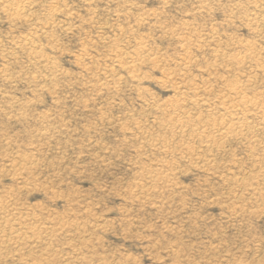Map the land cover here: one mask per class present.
<instances>
[{"label":"rangeland","instance_id":"1","mask_svg":"<svg viewBox=\"0 0 264 264\" xmlns=\"http://www.w3.org/2000/svg\"><path fill=\"white\" fill-rule=\"evenodd\" d=\"M263 119L264 0H0V264H264Z\"/></svg>","mask_w":264,"mask_h":264},{"label":"bare ground","instance_id":"2","mask_svg":"<svg viewBox=\"0 0 264 264\" xmlns=\"http://www.w3.org/2000/svg\"><path fill=\"white\" fill-rule=\"evenodd\" d=\"M236 93V92H235ZM195 98V97H194ZM258 99V98H257ZM210 100V99H209ZM252 101V100H251ZM195 102V101H194ZM245 102V101H244ZM253 103V102H252ZM244 104V103H243ZM250 104V103H249ZM254 104V103H253ZM252 104V105H253ZM260 104V103H259ZM186 105V104H185ZM236 105H237V103H236ZM247 105V104H246ZM230 107L229 108H236V106H235V104L234 105H229ZM239 107H240V105L238 106V109H239ZM253 107V106H252ZM227 109V108H226ZM241 109V108H240ZM247 109V108H246ZM224 110V109H223ZM232 110V109H231ZM251 110V109H250ZM227 111V110H226ZM234 111V110H233ZM245 116V115H244ZM245 118H246V116H245ZM244 119V118H243ZM263 121H264V119H263ZM223 123V122H222ZM244 123V122H243ZM237 124V123H236ZM264 124V123H263ZM236 126V125H235ZM238 126V125H237ZM225 127V126H224ZM220 130V129H219ZM228 130V129H227ZM226 130V131H227ZM226 133V132H225ZM16 237V236H15Z\"/></svg>","mask_w":264,"mask_h":264}]
</instances>
